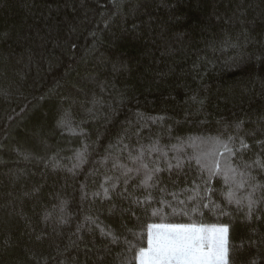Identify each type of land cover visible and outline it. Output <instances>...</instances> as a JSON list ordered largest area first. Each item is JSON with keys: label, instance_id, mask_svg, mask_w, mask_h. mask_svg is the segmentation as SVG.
Returning a JSON list of instances; mask_svg holds the SVG:
<instances>
[{"label": "trees", "instance_id": "1", "mask_svg": "<svg viewBox=\"0 0 264 264\" xmlns=\"http://www.w3.org/2000/svg\"><path fill=\"white\" fill-rule=\"evenodd\" d=\"M153 224L264 264V0H0V264H136Z\"/></svg>", "mask_w": 264, "mask_h": 264}, {"label": "snow or ice", "instance_id": "2", "mask_svg": "<svg viewBox=\"0 0 264 264\" xmlns=\"http://www.w3.org/2000/svg\"><path fill=\"white\" fill-rule=\"evenodd\" d=\"M152 227L157 232L155 236L150 233L148 250H141V264H224L222 245L213 244L204 250V241L208 239L205 229L189 225Z\"/></svg>", "mask_w": 264, "mask_h": 264}, {"label": "rangeland", "instance_id": "3", "mask_svg": "<svg viewBox=\"0 0 264 264\" xmlns=\"http://www.w3.org/2000/svg\"><path fill=\"white\" fill-rule=\"evenodd\" d=\"M157 225H164V224H153L148 227V240H147V245L145 248L142 250L147 251L149 248V236L150 233L155 236L157 232V228L152 227V226H157ZM167 226V225H164ZM190 226V225H189ZM192 226V225H191ZM198 229H205L208 239L204 241V250L207 251L210 246L213 244H216L218 246L222 245L224 252H225V244H226V228L224 226H216V225H209V226H193ZM223 229L224 231H220ZM140 252H138L137 258H136V264H141L140 260ZM224 264H225V256H224Z\"/></svg>", "mask_w": 264, "mask_h": 264}]
</instances>
